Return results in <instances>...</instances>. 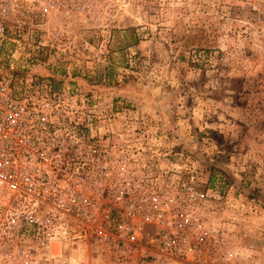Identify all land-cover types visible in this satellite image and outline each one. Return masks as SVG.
Returning <instances> with one entry per match:
<instances>
[{"label":"rangeland","instance_id":"obj_1","mask_svg":"<svg viewBox=\"0 0 264 264\" xmlns=\"http://www.w3.org/2000/svg\"><path fill=\"white\" fill-rule=\"evenodd\" d=\"M74 26L66 48L17 52L15 88L39 78L93 94L183 180L197 172L210 195L178 207L166 264H264V0H138L113 27ZM157 232L140 234L149 251L134 264L162 257Z\"/></svg>","mask_w":264,"mask_h":264},{"label":"built area","instance_id":"obj_2","mask_svg":"<svg viewBox=\"0 0 264 264\" xmlns=\"http://www.w3.org/2000/svg\"><path fill=\"white\" fill-rule=\"evenodd\" d=\"M137 1L0 0V50L15 49L0 58V264H134L150 224L166 264L178 207L210 195L196 171L183 180L181 165L134 138L132 122L104 120L93 94L39 78L15 88L17 52L66 48L74 25L110 27Z\"/></svg>","mask_w":264,"mask_h":264},{"label":"trees","instance_id":"obj_3","mask_svg":"<svg viewBox=\"0 0 264 264\" xmlns=\"http://www.w3.org/2000/svg\"><path fill=\"white\" fill-rule=\"evenodd\" d=\"M211 169V168H210ZM211 177H213V173L211 172Z\"/></svg>","mask_w":264,"mask_h":264}]
</instances>
